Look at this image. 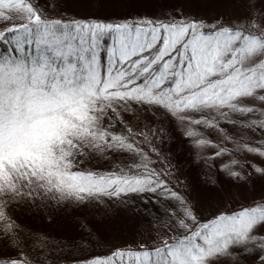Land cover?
<instances>
[{"label": "snow or ice", "instance_id": "obj_1", "mask_svg": "<svg viewBox=\"0 0 264 264\" xmlns=\"http://www.w3.org/2000/svg\"><path fill=\"white\" fill-rule=\"evenodd\" d=\"M52 2L0 0V221L5 231L14 227L5 214L13 201L40 200L60 212L65 205H75V212L93 202L116 201L147 223L149 239L105 256L69 259L79 264H216L238 250L251 264H264V203L211 219L197 216L188 196L149 167L150 153L141 144L151 143V130L136 110L159 108L186 125L213 129L221 120L237 126L234 115L255 113L258 109L245 101L264 105V0H215L237 14L227 20L218 14L211 22L177 13V6L167 15V0H151L149 14L119 22L52 15ZM259 111L264 117V109ZM118 112L132 113L142 127L113 134L110 117ZM259 127L264 128V119ZM200 135L195 128L187 132ZM243 148L264 156V144ZM94 158L108 162L109 170L81 167ZM231 176L239 179L240 173ZM133 197L154 209L140 207ZM83 240L73 237L69 243L83 252ZM0 264L29 261L0 256Z\"/></svg>", "mask_w": 264, "mask_h": 264}, {"label": "rangeland", "instance_id": "obj_2", "mask_svg": "<svg viewBox=\"0 0 264 264\" xmlns=\"http://www.w3.org/2000/svg\"><path fill=\"white\" fill-rule=\"evenodd\" d=\"M40 1L43 3V0ZM65 5L73 15L85 18L97 15L100 19L146 15L153 8L151 0H65ZM173 6H177V13L191 12L206 22H211L218 14H223L225 20L237 14L233 7L215 0L196 5L188 4L185 0H167V15L173 14ZM238 11L243 14V9ZM157 15H160L159 11ZM160 18L163 19V16ZM245 103L258 110L246 117L234 115L237 126L221 120L215 129L186 125L168 114H160L159 108L144 106L136 109L141 113L142 122L147 124V130H151L148 131L151 143L141 144L150 153L149 167L163 173L170 188L181 195H187L193 202V210L202 219H211L222 211L231 213L243 207L264 203V175L255 171L256 168L264 170V156L243 148L245 143L250 147L264 143V128L259 127V120L264 119L259 110L264 109V105L252 99H247ZM150 112L158 115L156 118L152 114L144 115ZM119 113L129 121L134 131L142 127V124L134 122L132 113ZM253 120L257 123L249 129L246 125ZM161 128L163 132L156 131ZM193 128L201 135L187 136V132ZM153 131L155 135H152ZM198 139L211 143L201 146L196 143ZM153 148L155 151H152ZM178 148L181 150L177 151ZM221 149H226V152L215 155ZM233 160L237 163L232 164ZM81 167L109 170L110 165L105 160L94 158ZM232 172L240 173V178H232ZM133 199L142 208L154 209L151 202L141 204L139 199ZM65 207L66 211L60 212L55 206L46 205L40 200L9 203L5 214L10 218L9 223H14V227L6 232L5 222L0 221V256L7 258L31 252L38 263L76 264L78 261L69 259L70 256L91 257L97 251L95 249L108 254L114 248L134 246L141 240L149 239L147 223H142L140 217L132 215L130 210L124 211L116 201L99 204L93 202L75 212V205ZM16 230L21 233V240H17ZM89 233L96 244L89 242ZM79 236L84 237L81 242L83 252L74 251L69 243L71 238ZM216 264H251V260L234 250L233 257H221Z\"/></svg>", "mask_w": 264, "mask_h": 264}, {"label": "trees", "instance_id": "obj_3", "mask_svg": "<svg viewBox=\"0 0 264 264\" xmlns=\"http://www.w3.org/2000/svg\"><path fill=\"white\" fill-rule=\"evenodd\" d=\"M42 3V1H40ZM57 4L59 6H57ZM60 12H64L68 15H73L71 14L67 9H66V5H65V0H53L52 4H51V11L50 14L52 15H56ZM76 16V15H75ZM77 18H85V17H78ZM91 18H98L100 19L97 15L91 17ZM112 22H119L120 19H109ZM111 124H112V128L110 130L113 131V133L117 134V135H122V134H127L126 130L128 128H130L129 126V121H127L125 119V117L123 115H121L119 112L117 113V117L116 118H111ZM264 144V143H263ZM16 237L18 238L17 240H21V233L19 231L16 230ZM89 238V235H88ZM91 238L94 240V237L91 236ZM91 240L92 244H96L95 241ZM97 251H95V253L92 256H105L107 254L101 253L100 250L95 249ZM12 258H17V259H27L29 261V264H52L49 262H36L32 256L31 252H24L19 256H13ZM58 264V263H56ZM74 264V263H73ZM76 264H79V262H77Z\"/></svg>", "mask_w": 264, "mask_h": 264}]
</instances>
